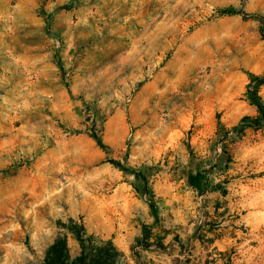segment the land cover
<instances>
[{
	"label": "rangeland",
	"instance_id": "1",
	"mask_svg": "<svg viewBox=\"0 0 264 264\" xmlns=\"http://www.w3.org/2000/svg\"><path fill=\"white\" fill-rule=\"evenodd\" d=\"M258 105L264 0H0V264H264Z\"/></svg>",
	"mask_w": 264,
	"mask_h": 264
},
{
	"label": "trees",
	"instance_id": "2",
	"mask_svg": "<svg viewBox=\"0 0 264 264\" xmlns=\"http://www.w3.org/2000/svg\"><path fill=\"white\" fill-rule=\"evenodd\" d=\"M222 15H231V14H238L239 12H237L234 9H227V10H223L220 12ZM254 18H257V16H252ZM258 109L260 114L264 117V110L263 108L258 105ZM111 164H113L114 166L118 167V168H122L121 164L119 162H116L114 160L110 161ZM81 240V242H83L82 238H79ZM54 249H58V246ZM101 252V251H100ZM116 255L118 256V252L115 254H110L109 252H105V253H99V255L95 258H92L88 253H83V255H81V257H79V259L76 261V263L78 262L79 264H87V260L89 259V264H115L116 263ZM44 264H59V258L55 257H49L47 259V261Z\"/></svg>",
	"mask_w": 264,
	"mask_h": 264
},
{
	"label": "crops",
	"instance_id": "3",
	"mask_svg": "<svg viewBox=\"0 0 264 264\" xmlns=\"http://www.w3.org/2000/svg\"><path fill=\"white\" fill-rule=\"evenodd\" d=\"M143 256L147 261L153 262L155 264L164 262V255L162 253H159L157 250L152 252L145 251Z\"/></svg>",
	"mask_w": 264,
	"mask_h": 264
}]
</instances>
